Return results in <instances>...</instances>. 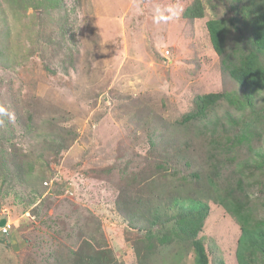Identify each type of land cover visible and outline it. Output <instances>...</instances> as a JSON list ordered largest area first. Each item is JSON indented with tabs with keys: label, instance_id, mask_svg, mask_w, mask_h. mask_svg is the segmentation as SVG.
<instances>
[{
	"label": "rangeland",
	"instance_id": "1",
	"mask_svg": "<svg viewBox=\"0 0 264 264\" xmlns=\"http://www.w3.org/2000/svg\"><path fill=\"white\" fill-rule=\"evenodd\" d=\"M192 1L64 0L80 48L74 53L75 64L84 68L88 57L93 72L98 73L91 88L99 96L89 100L83 80H69L61 71L68 62L64 63V52L58 57L55 49H49L46 38L50 30L63 24L57 16L48 18L41 9H29L16 19L7 0H0V145L10 137L13 144L4 146L6 152L22 160L33 161L44 152L48 167L37 159L33 173L47 182L54 199L47 210L42 208L36 214L41 204L35 202L28 208L25 188L2 181L0 168V220L6 219L9 225L7 234L0 233V264H50L52 257L66 255L81 232L74 223L77 217L93 221L119 262L134 263L125 237L130 230L121 211L116 210L121 186L114 182L123 174L117 164L128 159L129 171H143L149 143H155L160 133L153 120L147 121L151 142L129 144V139L143 134L131 118L142 108L145 114L173 121L190 111L196 96L230 91L235 86L211 48L205 28L212 18L210 11L207 9L202 19L182 16ZM75 2L78 7L71 13ZM77 82L80 90L73 89ZM42 106L45 110L37 115ZM12 108L27 124L22 114L33 111L34 122H29L32 133H21L24 125L11 113ZM55 115H63L64 128L75 134V140L57 157L34 140L46 131L40 118ZM9 125L14 126L13 135L8 132ZM110 164L117 167L111 171L113 178L98 179L95 172ZM222 173L236 181L237 176ZM249 187L252 197L258 196V191L243 181L242 188ZM209 210L206 233L199 236L209 254L216 244L227 251L222 257L225 264H236L232 253L238 236L236 225L218 204L209 201ZM183 264H193L191 254Z\"/></svg>",
	"mask_w": 264,
	"mask_h": 264
},
{
	"label": "trees",
	"instance_id": "2",
	"mask_svg": "<svg viewBox=\"0 0 264 264\" xmlns=\"http://www.w3.org/2000/svg\"><path fill=\"white\" fill-rule=\"evenodd\" d=\"M78 3H74L71 13ZM7 4L16 19L29 9H41L48 18L57 16L63 24L50 30L46 38L49 49H55L58 57L64 52V63L68 62L61 71L69 80H83L87 99L97 98L99 94L91 88L98 77L93 72L94 65L88 57L84 68L75 64L74 53L80 48L76 26L68 18L64 0H7ZM207 9L212 15L205 23L211 48L223 73L235 86L230 91L196 96L190 111L173 121L162 115L145 114L142 108L139 115L131 118L143 134L129 139V144L151 142L147 121L153 120L160 133L155 143H149L143 171H129L128 159L117 164L123 174L114 182L121 186L116 210L121 211L130 230L125 237L134 255L133 264H183L189 254L193 264H225L222 257L226 249L214 244L209 254L199 236L206 233L211 217L209 201L221 206L236 225L238 236L232 243L236 264H264V0H193L182 16L202 19ZM75 85L74 90L81 89L78 82ZM38 108L37 115H41L45 109ZM15 111L11 109L24 125L21 133H32L29 122H34L33 111L22 114L28 124L22 123ZM5 119L2 118L4 124ZM40 119L46 131L38 133L34 140L57 157L75 140V134L64 128L63 115ZM13 128L9 125L10 135L14 134ZM9 141L7 137L0 145L2 181L25 188L27 207L35 202L41 204L36 214L42 208L47 210L54 199L43 178L33 173L37 159L48 167V162L43 161L44 152L33 161L22 160L6 152L4 146L13 144ZM113 167L117 168L110 164L95 172V176L112 179ZM222 172L237 176L236 181ZM245 180L258 191V196L252 197L250 187L242 188ZM91 222L77 217L74 223L81 232L76 238L73 236L72 249L64 256L52 257L50 264H124L117 260L103 232Z\"/></svg>",
	"mask_w": 264,
	"mask_h": 264
},
{
	"label": "clouds",
	"instance_id": "3",
	"mask_svg": "<svg viewBox=\"0 0 264 264\" xmlns=\"http://www.w3.org/2000/svg\"><path fill=\"white\" fill-rule=\"evenodd\" d=\"M157 22H159V21H157ZM44 184H47V182H44ZM66 190H67V189H66ZM67 191L69 192V190H67ZM2 219H4V218H2ZM2 219H1V220H2ZM5 220H6V219H5ZM6 222H7V220H6ZM7 226H9L8 223H5V225H3V227L0 228V233H1V234H7V230H6V232H3V229L7 228ZM8 229H9V228H8Z\"/></svg>",
	"mask_w": 264,
	"mask_h": 264
},
{
	"label": "water",
	"instance_id": "4",
	"mask_svg": "<svg viewBox=\"0 0 264 264\" xmlns=\"http://www.w3.org/2000/svg\"><path fill=\"white\" fill-rule=\"evenodd\" d=\"M5 223H6L5 219L0 220V228L3 227V225H5Z\"/></svg>",
	"mask_w": 264,
	"mask_h": 264
},
{
	"label": "built area",
	"instance_id": "5",
	"mask_svg": "<svg viewBox=\"0 0 264 264\" xmlns=\"http://www.w3.org/2000/svg\"><path fill=\"white\" fill-rule=\"evenodd\" d=\"M66 192H68L67 190H66ZM9 228V226H7V228H5V229H3V232H6V230Z\"/></svg>",
	"mask_w": 264,
	"mask_h": 264
}]
</instances>
